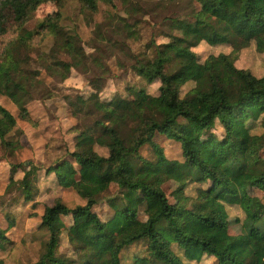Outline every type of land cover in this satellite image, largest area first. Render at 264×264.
I'll use <instances>...</instances> for the list:
<instances>
[{
  "label": "trees",
  "instance_id": "obj_1",
  "mask_svg": "<svg viewBox=\"0 0 264 264\" xmlns=\"http://www.w3.org/2000/svg\"><path fill=\"white\" fill-rule=\"evenodd\" d=\"M66 1L0 0V94L18 107L23 120H30L26 103L44 87L39 70L64 80L72 67L43 51L34 60L39 69H33L26 43L49 38L53 46L72 52L79 66L90 61L104 68L99 57L85 52L79 36L60 24ZM75 1L91 21L102 4L107 6L106 18L94 24L95 38L127 55L130 69L146 83L158 79L160 85L157 94L142 87L132 98L104 100L98 79L89 82L88 95L65 97L68 112L76 119L73 150H66L45 174H53L60 187L73 189L84 203L70 208L56 199L44 206L39 228L48 236L34 264H123L122 251L140 242L144 246L128 264L198 263L206 257L214 258L215 264H264V203L243 191L246 185L264 189V132L253 133L258 125L264 128V74L257 77L235 65L239 51L251 42L264 52V0H124L125 16L115 11L112 0ZM47 2L56 10L32 29L24 27ZM193 3L201 9L194 14L188 37L152 42L151 56L134 55L126 45L137 38L127 18L147 13L142 4L155 15L174 7L185 10ZM183 17L182 13L173 18ZM201 42L231 49L198 60L192 48ZM187 84L190 88L182 95ZM179 120L186 124L181 126ZM15 124V117L0 106V145L5 148L13 144L9 138ZM216 128H221L220 136L212 131ZM157 134L179 144V157L165 155L155 140ZM95 146L105 148L106 154H99ZM145 146L148 156L141 153ZM18 166L23 175L15 179ZM39 170L31 161L11 165L4 193L13 203L34 200ZM169 180L181 184L182 191L190 183L201 184L191 196L199 208L170 203L163 190ZM100 201L113 211L107 221L94 210ZM226 206L243 212L242 232L237 235L228 231ZM140 212L144 220L139 219ZM6 217L8 225L0 229V239L14 223ZM62 235L68 253H58Z\"/></svg>",
  "mask_w": 264,
  "mask_h": 264
},
{
  "label": "rangeland",
  "instance_id": "obj_2",
  "mask_svg": "<svg viewBox=\"0 0 264 264\" xmlns=\"http://www.w3.org/2000/svg\"><path fill=\"white\" fill-rule=\"evenodd\" d=\"M115 11L123 14L124 0H112ZM137 5L141 3L136 2ZM143 9L147 13L140 14L134 18H127V25L137 32V38L129 39L126 43L134 55L145 54L151 56L154 52V45L165 43L171 36L186 38L194 29V14L199 11L198 3L191 4L185 10L178 7L160 11L155 15L149 12L144 4ZM56 10L54 3H43L33 13L32 18L24 25L27 29H32L34 25L48 13ZM109 8L105 5L100 6V11L93 16V21L87 17V12L81 11L75 0H67L62 11V27L79 36V42L86 53L99 57L104 68H99L90 61H86L83 66L78 65L76 56L64 48L53 46L49 38L36 44L26 43L24 45L25 54L31 59V66L37 70L39 67L34 62L38 54L45 52L51 59L63 60L71 63V69L64 80L53 78L46 74L43 69L39 70L38 78L44 83L43 88H38L33 98L26 103V109L30 120L20 118L18 107L6 96L0 94V106L8 110L16 120L13 131L11 132L12 145L4 147L0 145V195L3 199L0 202V229H6L8 225V214L12 219L13 226L6 230L5 238L0 239V264H34L43 249V243L47 239L48 233L45 229L39 228V219L45 205H51L54 200L59 199L70 208L83 204L76 192L71 188L60 187L53 174H45V169L56 159L63 156L66 150H73L74 136L72 128L76 124V119L70 116L67 109L65 97H73L77 94L88 95L92 88L89 82L98 80L101 84L99 96L101 99L108 100L114 96L132 98L138 88H145L148 93L157 94L159 81L146 83L144 79L136 75L129 67L132 63L129 57L120 52L119 49L108 48L109 45L101 43L94 36V24L103 21ZM183 18H173L174 15H181ZM125 16V15H124ZM164 16H170V20H162ZM128 17V16H127ZM230 46L225 44L212 47L204 42L193 47L192 50L203 60L208 54L219 52H229ZM238 68L247 69L253 75L259 77L264 74V52H258L254 43L251 42L247 47L239 51L235 61ZM106 67V70H105ZM176 65L171 66L168 71L175 69ZM104 70V71H103ZM2 75L0 74V84ZM190 88L189 84L183 86L181 94ZM179 124L184 126L186 122L179 120ZM217 136L222 134L221 128L212 130ZM264 128L258 125L253 129V133L262 134ZM155 140L163 147L164 153L168 158H177L180 155L179 144L175 141L156 135ZM208 145V138H203ZM95 150L102 155L106 154V149L95 146ZM142 155L148 156L147 146L142 148ZM264 158V150L261 152ZM33 162L40 170L38 171L39 192L30 202L13 203L10 195L4 193L6 184L11 175V165H21L26 162ZM22 167H17L13 173L15 179L22 177ZM115 185H112L111 191ZM202 186L197 183H190L185 190H181V184L169 180L163 185V190L170 203L179 205L186 209L197 210L199 203L191 196L194 195L197 187ZM243 191L246 195L255 196L264 203V189H251L247 185ZM229 218L227 219L228 231L232 235L241 233V220L243 212L238 207L226 206ZM94 210L103 221L113 217V211L104 202H99ZM139 219L144 220V212L139 213ZM144 246L143 242L132 245L122 251L123 264H128L132 254ZM176 253L180 255L177 246H172ZM58 253H68V245L65 235L60 239ZM181 256V255H180ZM212 257H206L200 262L185 261V264H215Z\"/></svg>",
  "mask_w": 264,
  "mask_h": 264
}]
</instances>
